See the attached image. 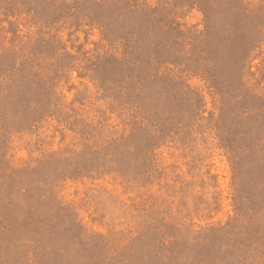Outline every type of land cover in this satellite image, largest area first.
Listing matches in <instances>:
<instances>
[{"label": "rangeland", "instance_id": "374dc122", "mask_svg": "<svg viewBox=\"0 0 264 264\" xmlns=\"http://www.w3.org/2000/svg\"><path fill=\"white\" fill-rule=\"evenodd\" d=\"M0 264H264V0H0Z\"/></svg>", "mask_w": 264, "mask_h": 264}]
</instances>
